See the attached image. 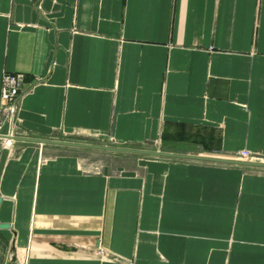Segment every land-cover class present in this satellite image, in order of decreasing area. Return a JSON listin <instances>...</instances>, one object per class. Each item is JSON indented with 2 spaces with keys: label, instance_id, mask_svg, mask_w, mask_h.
I'll use <instances>...</instances> for the list:
<instances>
[{
  "label": "crops",
  "instance_id": "1",
  "mask_svg": "<svg viewBox=\"0 0 264 264\" xmlns=\"http://www.w3.org/2000/svg\"><path fill=\"white\" fill-rule=\"evenodd\" d=\"M6 72L0 264H264V171L23 140L264 163V0H0Z\"/></svg>",
  "mask_w": 264,
  "mask_h": 264
},
{
  "label": "built area",
  "instance_id": "2",
  "mask_svg": "<svg viewBox=\"0 0 264 264\" xmlns=\"http://www.w3.org/2000/svg\"><path fill=\"white\" fill-rule=\"evenodd\" d=\"M32 89V84L27 83L26 74L19 72L3 74L0 95V142L4 148L11 147L18 136L21 101L23 96ZM110 141L112 142L113 139L111 138ZM252 156L244 150L237 153L233 159L251 162ZM98 254L106 256L107 251L99 248ZM19 260L21 264H25L26 258L19 256Z\"/></svg>",
  "mask_w": 264,
  "mask_h": 264
},
{
  "label": "water",
  "instance_id": "3",
  "mask_svg": "<svg viewBox=\"0 0 264 264\" xmlns=\"http://www.w3.org/2000/svg\"><path fill=\"white\" fill-rule=\"evenodd\" d=\"M23 140L42 143V144H56V145L67 146V147L103 149V150H109V151L119 152V153H135V154H141V155L163 156V157H170V158H177V159L207 161V162L220 163V164H226V165H242L246 167L264 168V163H253V162H247V161H240L236 159L176 154V153H169V152H162V151H150V150L133 149V148L111 147V146H103V145L92 144V143H81V142L60 141V140H41V139H31V138H24ZM14 237L15 238L13 240L12 248L10 250V257H9L8 264H21L19 260V255H18L16 246H15L16 233H14Z\"/></svg>",
  "mask_w": 264,
  "mask_h": 264
},
{
  "label": "rangeland",
  "instance_id": "4",
  "mask_svg": "<svg viewBox=\"0 0 264 264\" xmlns=\"http://www.w3.org/2000/svg\"><path fill=\"white\" fill-rule=\"evenodd\" d=\"M78 139L74 138V137H65V138H62L60 141H71V142H78L77 141ZM93 142V141H92ZM82 143V142H81ZM91 143V142H90ZM94 144V143H92ZM137 149V148H136ZM149 150H153V151H161L163 149H161L160 147H150ZM253 157V156H252ZM254 158V157H253ZM252 159V158H250ZM184 160V159H183ZM237 160V159H236ZM193 161H197V160H193ZM199 162V161H198ZM203 162H207V161H203ZM207 163H213V162H207ZM248 169L250 170H257V171H264V168H260V167H247Z\"/></svg>",
  "mask_w": 264,
  "mask_h": 264
}]
</instances>
